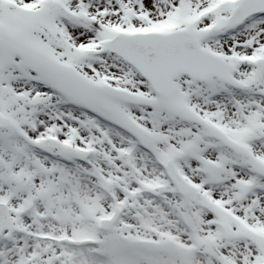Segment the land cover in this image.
<instances>
[{
  "label": "snow or ice",
  "instance_id": "snow-or-ice-1",
  "mask_svg": "<svg viewBox=\"0 0 264 264\" xmlns=\"http://www.w3.org/2000/svg\"><path fill=\"white\" fill-rule=\"evenodd\" d=\"M0 264H264V0H0Z\"/></svg>",
  "mask_w": 264,
  "mask_h": 264
}]
</instances>
